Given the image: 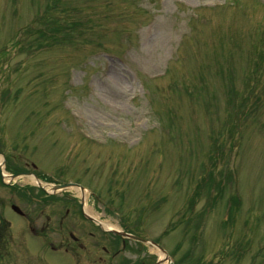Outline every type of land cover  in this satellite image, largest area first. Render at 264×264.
Segmentation results:
<instances>
[{
  "label": "rangeland",
  "instance_id": "374dc122",
  "mask_svg": "<svg viewBox=\"0 0 264 264\" xmlns=\"http://www.w3.org/2000/svg\"><path fill=\"white\" fill-rule=\"evenodd\" d=\"M47 1L0 0L7 160L13 150L17 165L91 185L102 199L87 192L90 210L105 222L138 223L140 235L170 220L162 245L177 247V258L193 235L189 264H248L253 256L264 264V82L253 89L254 78L244 79L264 70V0H61L51 16L74 23V39L30 51L24 26L44 15ZM240 94L248 97L236 116ZM7 190L0 185V196ZM230 196L239 202L227 216ZM66 208L46 206L50 222ZM0 217L12 237L0 245L8 250L0 264H74L31 236L9 203H0ZM70 222L88 224L77 214ZM230 244L235 251L217 259L218 246ZM144 253L157 255L150 246L137 252Z\"/></svg>",
  "mask_w": 264,
  "mask_h": 264
},
{
  "label": "bare ground",
  "instance_id": "6f19581e",
  "mask_svg": "<svg viewBox=\"0 0 264 264\" xmlns=\"http://www.w3.org/2000/svg\"><path fill=\"white\" fill-rule=\"evenodd\" d=\"M30 178H31L32 181L34 180V177L31 176V175H30ZM76 192H78V194L82 196L83 200L87 198V193L83 189H80V188L77 187L76 188ZM157 253H158L159 259L162 261L161 264H164V262H165V255H164V253L163 252H159V251H157Z\"/></svg>",
  "mask_w": 264,
  "mask_h": 264
}]
</instances>
